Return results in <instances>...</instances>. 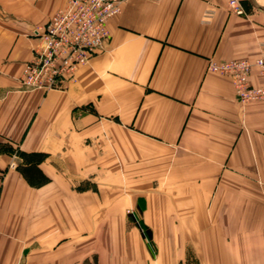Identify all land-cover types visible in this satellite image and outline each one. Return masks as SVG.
<instances>
[{
	"label": "crops",
	"instance_id": "0c3cea01",
	"mask_svg": "<svg viewBox=\"0 0 264 264\" xmlns=\"http://www.w3.org/2000/svg\"><path fill=\"white\" fill-rule=\"evenodd\" d=\"M238 1L122 0L44 91L19 78L66 0H0V264L264 260V103L208 70L264 51V0Z\"/></svg>",
	"mask_w": 264,
	"mask_h": 264
},
{
	"label": "built area",
	"instance_id": "2783aa9c",
	"mask_svg": "<svg viewBox=\"0 0 264 264\" xmlns=\"http://www.w3.org/2000/svg\"><path fill=\"white\" fill-rule=\"evenodd\" d=\"M121 5L122 0H66L65 6L37 31L38 45L19 78L20 85L49 91L75 81L79 69L89 64L109 40L108 24L121 13ZM229 10L245 14L238 0H230ZM208 70L232 79L239 102L264 103V51L253 61L212 62ZM255 70L258 85L251 83Z\"/></svg>",
	"mask_w": 264,
	"mask_h": 264
},
{
	"label": "rangeland",
	"instance_id": "374dc122",
	"mask_svg": "<svg viewBox=\"0 0 264 264\" xmlns=\"http://www.w3.org/2000/svg\"><path fill=\"white\" fill-rule=\"evenodd\" d=\"M189 262L191 264H197L198 263L197 259H195V258L190 259ZM238 262H239V264H264V260H262L260 258L259 259L258 258H256V259H244V260L239 259Z\"/></svg>",
	"mask_w": 264,
	"mask_h": 264
}]
</instances>
